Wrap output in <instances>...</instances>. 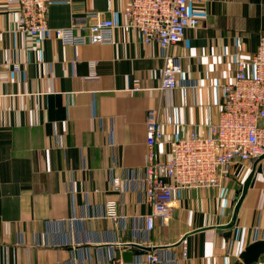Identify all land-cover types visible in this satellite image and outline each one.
Segmentation results:
<instances>
[{"label": "crops", "instance_id": "obj_1", "mask_svg": "<svg viewBox=\"0 0 264 264\" xmlns=\"http://www.w3.org/2000/svg\"><path fill=\"white\" fill-rule=\"evenodd\" d=\"M201 1L189 4L199 25L169 49L181 56L178 87L160 90L161 48L122 26L127 0H110V6L107 0H49L50 30L36 45L15 29L17 0H0V264H94L132 251L129 244L160 247L171 259L163 264H232L264 237L260 169L229 237L213 226L231 219L251 169L245 165L229 168L232 180L224 189L174 191L171 216L157 219L150 232L141 220L149 207L137 185L112 191L114 177L147 163L149 110L158 111L166 137L174 131L208 135L223 84L236 70L235 53L247 58L256 50L264 0ZM90 12L117 25L111 43L73 45L54 37L51 29L77 32L89 25ZM135 84L141 89L132 90ZM157 149L170 155L169 144ZM109 198L119 202L116 220L104 217ZM253 264H264V255Z\"/></svg>", "mask_w": 264, "mask_h": 264}, {"label": "built area", "instance_id": "obj_2", "mask_svg": "<svg viewBox=\"0 0 264 264\" xmlns=\"http://www.w3.org/2000/svg\"><path fill=\"white\" fill-rule=\"evenodd\" d=\"M16 31L38 44L50 30L47 23L49 0H17ZM110 6V0H107ZM190 3L201 0H127L123 12L124 28L136 31L145 44L156 42L162 51L164 64L160 90L178 87L181 56L170 53V47L179 43L189 28L199 25L190 9ZM94 21L87 26L51 29L54 37L63 43L112 42V31L117 26L110 18L101 19L98 12H90ZM236 70L223 84V99L217 120L210 124L209 134L195 131H174L166 137L164 122L158 111L147 112L145 126L147 163L142 170H130L124 177L112 179V191L123 193L128 184L135 183L142 201L149 211L141 220L147 232L153 230L157 219L166 221L175 204L173 193L180 189L221 190L232 180L229 168L233 164L251 168L254 160L264 153V33L259 35L256 50L245 58L235 53ZM3 62L0 47V76ZM19 63L13 64V70ZM91 76H96L92 73ZM137 82V81H135ZM135 84L132 90H140ZM169 144V156L161 157L157 147ZM119 202L109 198L104 203V217L116 220ZM183 257H187L186 239L183 238ZM171 261L161 249L144 251L131 262L110 257L94 264H163ZM93 264V263H92Z\"/></svg>", "mask_w": 264, "mask_h": 264}, {"label": "water", "instance_id": "obj_3", "mask_svg": "<svg viewBox=\"0 0 264 264\" xmlns=\"http://www.w3.org/2000/svg\"><path fill=\"white\" fill-rule=\"evenodd\" d=\"M258 169H260L264 177V153L254 160L249 173L246 175L245 179L243 180L240 186V194L233 208L231 219L226 224L213 226V228L216 229L227 230L223 233L224 237L230 236V231H228V229L234 226L241 203ZM205 228H210V227H205ZM182 239H180L179 242H181ZM129 246L133 248L132 251H124L123 253L116 251L115 254L116 258H120L121 256L123 262H131L133 261L135 255H138L144 251H152L154 249L160 248V247L143 246L139 244H129ZM262 255H264V237L260 239H256L251 243H249L248 245H246L243 248V250L239 253L238 258L234 262H232V264H253L256 261H258V259H260Z\"/></svg>", "mask_w": 264, "mask_h": 264}, {"label": "trees", "instance_id": "obj_4", "mask_svg": "<svg viewBox=\"0 0 264 264\" xmlns=\"http://www.w3.org/2000/svg\"><path fill=\"white\" fill-rule=\"evenodd\" d=\"M262 33H264V31H263ZM262 33H261V34H262Z\"/></svg>", "mask_w": 264, "mask_h": 264}]
</instances>
